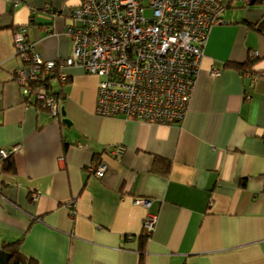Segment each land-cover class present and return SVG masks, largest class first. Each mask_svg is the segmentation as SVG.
<instances>
[{
	"label": "crops",
	"instance_id": "crops-1",
	"mask_svg": "<svg viewBox=\"0 0 264 264\" xmlns=\"http://www.w3.org/2000/svg\"><path fill=\"white\" fill-rule=\"evenodd\" d=\"M81 1L0 0V148H15L9 171L0 162V247L19 239L34 264H264V0H227L171 124L98 115V77L79 68L51 82L64 115L23 102L14 34L64 57Z\"/></svg>",
	"mask_w": 264,
	"mask_h": 264
},
{
	"label": "built area",
	"instance_id": "built-area-1",
	"mask_svg": "<svg viewBox=\"0 0 264 264\" xmlns=\"http://www.w3.org/2000/svg\"><path fill=\"white\" fill-rule=\"evenodd\" d=\"M226 4L227 0H147L146 4L143 0H82L71 10L75 23L65 30L71 41L66 56L45 59L28 42L24 28L14 34L15 55L25 67L17 68L13 78L20 85L23 102L33 100L55 118L60 117L62 98L51 82L63 84L67 71L79 68L98 77V115L153 124L179 122L209 30L222 22ZM210 74L217 76L219 69L212 68ZM14 149L0 148V162ZM121 152L117 146L113 153ZM91 169L102 176L105 164ZM135 202L150 206L146 198ZM155 221L156 215L147 212L142 225L147 236Z\"/></svg>",
	"mask_w": 264,
	"mask_h": 264
},
{
	"label": "trees",
	"instance_id": "trees-1",
	"mask_svg": "<svg viewBox=\"0 0 264 264\" xmlns=\"http://www.w3.org/2000/svg\"><path fill=\"white\" fill-rule=\"evenodd\" d=\"M240 71H251L250 63L236 64L235 66ZM253 71V70H252ZM11 156L12 153L7 156L2 164H5V168L9 171L11 168ZM20 244V240H16L11 243L4 244L0 247V264H34L31 261L22 257L17 249ZM140 263L143 264L142 259L140 258Z\"/></svg>",
	"mask_w": 264,
	"mask_h": 264
},
{
	"label": "water",
	"instance_id": "water-1",
	"mask_svg": "<svg viewBox=\"0 0 264 264\" xmlns=\"http://www.w3.org/2000/svg\"><path fill=\"white\" fill-rule=\"evenodd\" d=\"M253 2H254V0H251V1H250V4H253ZM64 114H65L64 110H61V109H60V115L62 116V115H64Z\"/></svg>",
	"mask_w": 264,
	"mask_h": 264
},
{
	"label": "rangeland",
	"instance_id": "rangeland-1",
	"mask_svg": "<svg viewBox=\"0 0 264 264\" xmlns=\"http://www.w3.org/2000/svg\"><path fill=\"white\" fill-rule=\"evenodd\" d=\"M143 1H144V4H146L147 0H143ZM149 12H150L149 9H147V10L145 11L146 14H149Z\"/></svg>",
	"mask_w": 264,
	"mask_h": 264
}]
</instances>
